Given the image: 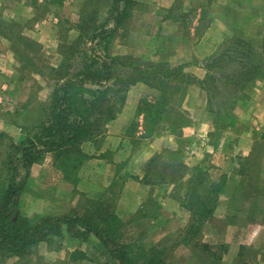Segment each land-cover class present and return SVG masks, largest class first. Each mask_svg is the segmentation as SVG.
<instances>
[{
  "label": "rangeland",
  "instance_id": "1",
  "mask_svg": "<svg viewBox=\"0 0 264 264\" xmlns=\"http://www.w3.org/2000/svg\"><path fill=\"white\" fill-rule=\"evenodd\" d=\"M16 1L5 0L4 3L10 7L12 12L17 11L20 13L19 17H22V10L19 9L21 4ZM227 1L230 12L235 15L236 19L241 12L245 13L248 18L253 13L256 15L259 9L264 12V0H134V3H131L129 7L131 16L124 17L117 33L111 34L101 32L111 27L114 21L112 10L116 0H47L39 4L33 0L31 2L36 4L37 15L29 19L27 23L22 19L5 17L1 6L0 32L10 38V46L16 51L20 65L12 79L15 86L12 98L20 97L21 101L20 103L11 100L10 103L0 101V204L5 197V188L9 182L25 180L23 188L10 205V210L15 214L23 213L33 217L72 213L76 208L83 209L80 207L87 201V198H105L106 201L108 200L107 203L112 202L113 207L116 208L114 200L122 184L119 175L105 196L93 195L91 197L78 191V182H75L74 178L72 180L63 178L62 172L54 166L51 154L45 155L42 160L34 163L28 170L24 167L22 154L17 151V148L28 142L29 136L36 134L38 125L42 121L50 119L49 105L60 79L64 80L68 74L82 70L85 66L84 63L90 64L95 55L105 57L122 55L127 52V54L140 56L144 60H158L152 58H162L163 55L174 51L180 45L179 41L159 40L164 34L161 18L171 15L182 16L185 18V23L182 26L185 32L194 21L193 18L201 15L203 18L201 29H204L209 19V5L214 2L224 4ZM125 2L126 0L122 1V7ZM170 4L171 8L168 7ZM195 4L197 6L203 4L202 9H196ZM187 7L191 10H188ZM219 11L220 13L225 12L224 7ZM82 23L87 24V28L83 29ZM32 28H39V31L29 32L28 30ZM53 32L59 35L58 54H56L54 44L50 43L46 50L44 44L39 41L40 34H44L42 37L44 40L46 37L50 38L49 34H53ZM94 33L99 35L95 38ZM150 36L153 38L151 39ZM220 47L221 45L218 50ZM144 52L148 53V56H144ZM53 63L58 66H54ZM57 69L59 70L55 71ZM219 78L221 77L219 76ZM2 79L0 75V82ZM259 79L258 77L253 83ZM252 84L248 83L246 91L255 86ZM87 86L98 88L96 85ZM180 87L182 89V85ZM148 91L147 89L144 91L146 98L142 103V110L147 114L146 110L150 109L153 112L152 117L157 115L163 117L155 124L149 123L148 131L155 133L168 123L174 126L180 124L183 126V121L178 120V104L181 102L184 90L175 91L174 110L170 112L168 109L165 114L163 113L164 115H159L160 106L157 104L163 100L162 90L158 89L149 93ZM231 97L232 94L231 96L227 94L224 88L216 95L217 105L215 108L219 110L221 123L220 129L213 139L221 149L234 142L236 133L240 131V127L234 120L233 112H229V98ZM155 98H158V101ZM262 148L261 152L252 155L249 159L250 165H252L251 169L259 175L261 164L258 161L264 160V142H262ZM204 168H209V165ZM251 169H248L249 178L254 180ZM121 171L122 169L119 168L118 174ZM62 180H66L70 184H60ZM175 184L180 196L185 197L187 184ZM242 204L247 205V203ZM248 206H250V202ZM149 211L146 209V213ZM144 215V211L140 210L131 217L123 219L126 224L127 240L125 242L147 248L153 245L165 248L168 264H221L218 258L209 257L203 248L196 247L195 244L196 240H200L213 244L217 248L222 246L221 250L227 249L226 245L222 243L221 237L213 228H210L212 222H208L209 219L196 235L193 236V233L187 235L189 228L187 225L191 222L193 214L188 208L182 206L181 217L184 215L183 219L186 220L187 225L181 227L178 232L155 241L145 227L146 219L149 216ZM216 228L219 229L221 226L216 223ZM178 240L183 241L176 244ZM248 257H251L250 252ZM0 264H118V262L113 258L105 243L94 234L74 235L65 226L62 235H55L51 240L39 243L23 256L12 255L7 251L0 250Z\"/></svg>",
  "mask_w": 264,
  "mask_h": 264
},
{
  "label": "crops",
  "instance_id": "2",
  "mask_svg": "<svg viewBox=\"0 0 264 264\" xmlns=\"http://www.w3.org/2000/svg\"><path fill=\"white\" fill-rule=\"evenodd\" d=\"M17 1L21 4L19 9L22 10V17H19L20 13L17 11L12 12L4 3L5 0H0L3 14L10 19H22L27 23L37 15L36 4L47 0H36V4L32 3L33 0ZM228 4L227 1L224 4L214 2L209 5V19L204 29H201V15L193 18L194 21L185 32L182 27L185 18L182 16L161 18L164 34L159 40L179 41L180 45L162 58L152 59L167 61L172 66L183 64L187 72L201 80L207 73L205 61L217 52L227 38L237 36L262 42V9H259L256 15L253 13L250 18L241 12L236 19ZM202 5L198 7L195 4V7L201 10ZM168 7L171 8V4ZM188 7L187 9L191 10ZM223 7L225 12L220 13L219 10ZM33 30L39 31V28L28 31L32 33ZM42 34L37 35L44 48L47 50L48 45L52 43L58 54L59 35L53 32L49 34L50 38L43 40ZM10 43V38L0 33V75L3 78L0 82V101L10 103L11 100L20 103V97L12 98V91L15 89L12 79L20 65L16 51ZM144 56H148V53L144 52ZM53 65L58 66L54 63ZM252 85L253 88L246 91L245 87L232 101L229 111L233 112L240 131L236 133L234 142L223 149L213 139L220 129L219 114L210 109L208 93L200 81L189 85L186 95L178 104V120L188 118L189 122L183 126H174L175 131L168 123L157 133L148 131L149 122L142 110V103L146 98V89L149 90L148 93L158 89L144 82L132 86L126 93L122 108L109 122L105 133L94 141L84 143L83 148L90 157L79 171L78 191L91 197L105 196L119 175L122 184L114 200L116 213L126 219L143 210L145 215L149 216L146 219V230L157 241L187 225L183 219L184 215L181 217L184 197L180 196L176 184L171 181L147 183L144 180L146 167L158 154H163V159L168 161L172 159L171 154L180 152V160L186 163L190 170L179 183H188L192 169L209 165L207 169L210 171L211 181L220 182L223 187L213 215L208 220L212 222L210 228L216 231L227 247L220 260L221 264H264V160L258 161L261 164L260 175L251 169L249 161L252 155L263 149L264 73ZM119 168L122 169L120 174ZM248 169L252 170L254 180L249 178ZM60 184L70 183L62 180ZM146 209L150 211L146 213ZM216 223L221 228H216ZM249 252L251 257H248Z\"/></svg>",
  "mask_w": 264,
  "mask_h": 264
},
{
  "label": "trees",
  "instance_id": "3",
  "mask_svg": "<svg viewBox=\"0 0 264 264\" xmlns=\"http://www.w3.org/2000/svg\"><path fill=\"white\" fill-rule=\"evenodd\" d=\"M122 1L124 0H116L112 10L114 21L111 27L101 33L116 34L122 19L131 16L129 7L134 0H126L123 7ZM86 26L85 23L81 24L83 29L87 28ZM98 35L93 34L95 38ZM91 60L90 64L84 63L82 70L68 74L64 80L57 82L49 105L50 119L42 121L36 134L29 136L28 142L17 148L22 154L26 169L29 170L34 163L51 154L53 164L62 172L63 178H74L75 182H78L79 171L90 157L83 148L84 143L94 141L105 133L109 122L122 108L128 90L139 82L162 90L163 100L157 104L160 106L159 115H164L168 109L170 112L174 110L175 91L184 90L180 99L182 100L189 85L200 81L208 93L210 109L216 111L220 118L219 110L215 108L218 92L224 88L227 94H232L229 98V107H232V101L240 95V91H244L248 83L262 77L264 39L258 42L237 36L227 38L220 49L207 59L206 77L201 80L187 72L183 64L172 66L169 62L148 61L134 54L105 57L95 55ZM87 85H96L98 88ZM178 85H182V89ZM155 100L158 101V98ZM146 113L148 122L152 124L163 118L158 115L152 117L153 112L150 109L146 110ZM188 122V118L183 120V124ZM171 126L175 131L174 125ZM35 137L37 139H34ZM174 153L168 161L163 159V154L152 158L147 164L144 180L147 183L182 181L190 169L180 160V152ZM191 173L182 206L193 214L191 222L187 225V235L193 233L194 236L212 217L223 187L220 182L211 181L209 169L197 166ZM24 181L9 182L5 188V197L0 204V250L23 256L39 243L49 241L55 235H62L67 226V230L74 235L94 234L105 243L118 264H168L165 248L157 245L147 248L125 242V221L118 216L113 203H107L105 198H87L80 207L83 209L76 208L72 213L33 217L23 213L15 214L10 210V205L23 188ZM184 238L186 239V236ZM182 241L178 240L176 244ZM195 244L196 247L203 248L209 257L219 260H222L226 251L221 250L222 246L217 248L200 240H196Z\"/></svg>",
  "mask_w": 264,
  "mask_h": 264
}]
</instances>
